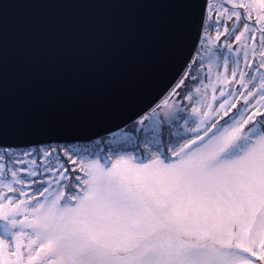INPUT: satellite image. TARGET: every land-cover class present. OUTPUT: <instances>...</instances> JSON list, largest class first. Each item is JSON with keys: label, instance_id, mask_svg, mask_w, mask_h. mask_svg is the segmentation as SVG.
Here are the masks:
<instances>
[{"label": "snow or ice", "instance_id": "6c2138e0", "mask_svg": "<svg viewBox=\"0 0 264 264\" xmlns=\"http://www.w3.org/2000/svg\"><path fill=\"white\" fill-rule=\"evenodd\" d=\"M19 5L0 0V39ZM75 6V5H73ZM163 12L159 91L10 100L0 54V264H264V0H115Z\"/></svg>", "mask_w": 264, "mask_h": 264}, {"label": "water", "instance_id": "95a60500", "mask_svg": "<svg viewBox=\"0 0 264 264\" xmlns=\"http://www.w3.org/2000/svg\"><path fill=\"white\" fill-rule=\"evenodd\" d=\"M6 48L10 100L54 104L88 100L131 86L127 114L171 76L147 67L150 34L162 11L108 6L115 0H11ZM75 5V6H73Z\"/></svg>", "mask_w": 264, "mask_h": 264}]
</instances>
